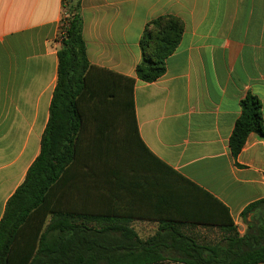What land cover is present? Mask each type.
<instances>
[{"label": "crops", "instance_id": "1", "mask_svg": "<svg viewBox=\"0 0 264 264\" xmlns=\"http://www.w3.org/2000/svg\"><path fill=\"white\" fill-rule=\"evenodd\" d=\"M80 14L89 63L135 79L139 137L184 178L173 184L170 203L186 217L178 218L183 229L217 240L216 227L195 223L215 199L243 233L240 212L264 197V136L249 133L236 157L228 140L248 92L261 102L264 128V0H82ZM166 15L183 31L163 75L143 82L135 74L139 39L148 21ZM60 16L61 0H0V219L40 150ZM137 223L158 226L152 217Z\"/></svg>", "mask_w": 264, "mask_h": 264}, {"label": "trees", "instance_id": "2", "mask_svg": "<svg viewBox=\"0 0 264 264\" xmlns=\"http://www.w3.org/2000/svg\"><path fill=\"white\" fill-rule=\"evenodd\" d=\"M81 2L61 0L67 27L57 51L49 117L38 155L6 201L0 264L264 262V197L240 212L243 233L228 209L213 199L206 216L195 223L216 227L217 240H200L185 231L178 218L186 217L170 211L173 184L184 178L153 156L139 137L135 79L89 63ZM182 31L174 16L146 23L137 79L152 82L163 75ZM239 105L228 140L233 157L249 133L264 136L258 97L248 92ZM146 217L156 218L158 226L141 237L133 223Z\"/></svg>", "mask_w": 264, "mask_h": 264}, {"label": "built area", "instance_id": "3", "mask_svg": "<svg viewBox=\"0 0 264 264\" xmlns=\"http://www.w3.org/2000/svg\"><path fill=\"white\" fill-rule=\"evenodd\" d=\"M63 13V15H62ZM67 27V19L64 12L61 11V16L58 22V31H57V40L60 42L63 36L65 35V28Z\"/></svg>", "mask_w": 264, "mask_h": 264}, {"label": "rangeland", "instance_id": "4", "mask_svg": "<svg viewBox=\"0 0 264 264\" xmlns=\"http://www.w3.org/2000/svg\"><path fill=\"white\" fill-rule=\"evenodd\" d=\"M243 225V227L245 226L244 225V223H242ZM140 224H138L137 223V220H135L134 221V223H133V226H135V229L138 231V232H140V234L142 235V236H146V235H148V234H150V233H152L153 232V230H154V228H153V226L151 225V224H149V225H147L144 229H138V226H139ZM241 228V227H240ZM217 237H214L213 239H216Z\"/></svg>", "mask_w": 264, "mask_h": 264}]
</instances>
